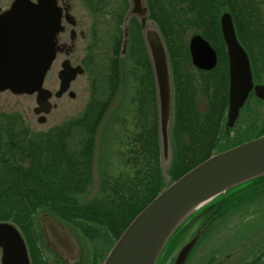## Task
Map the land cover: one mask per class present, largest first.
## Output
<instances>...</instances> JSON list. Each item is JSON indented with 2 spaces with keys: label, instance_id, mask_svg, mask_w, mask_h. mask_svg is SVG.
<instances>
[{
  "label": "trees",
  "instance_id": "trees-1",
  "mask_svg": "<svg viewBox=\"0 0 264 264\" xmlns=\"http://www.w3.org/2000/svg\"><path fill=\"white\" fill-rule=\"evenodd\" d=\"M150 4L153 17L160 22L167 42L170 43L174 69L176 106L172 132L173 159L168 170L171 180L174 181L211 156L213 148H221L217 133L221 131L220 124L224 120L227 107V100H222L214 77L207 80V87L203 86L209 102L208 108L201 113L196 107V87H193L192 82L186 86V60L184 56L176 55L171 47L172 34L175 35L187 22L182 13L187 11L191 19L189 22L196 25L197 30L212 42L218 41L222 45L219 17L224 9L230 10L240 38L251 52L259 79L260 71L263 70L259 65L262 66V61L264 63V0H150ZM179 6L184 7V10L181 11ZM177 36L179 35L177 34L176 38ZM140 49L138 55L142 72L135 97V131L127 135L129 144H132L131 158L136 165L134 173L104 180L107 191L101 190L99 186L98 193L92 199L82 198L93 184L91 160L94 154L91 148L97 144L101 123L122 80L121 59L117 51L111 63V75L108 80L109 97H101L102 93L98 96L95 86L78 117L47 131L37 132L28 124L17 129L16 125L22 120L18 114H0V117L5 119L4 123L0 124V134L7 135V147L3 149L4 146L0 145V209H6L7 212L0 213V220H11L10 218L14 217V222L27 231L20 221L32 219L30 224H33L32 216L38 209H43L51 212L62 223L83 231L86 236L88 233L91 235L87 228L91 225L90 220H96L104 224L110 231V236L116 237L115 242L133 217L165 187L155 78L146 47L143 45ZM188 100H192V103ZM254 127L258 130L252 137L264 133V125ZM237 143L235 141L233 145ZM253 186H264V176L236 188L235 192L240 193L238 197L244 199L246 195L242 190H253ZM100 190L103 191L102 194H99ZM232 194L230 192L216 200H223V204L229 205L234 201ZM216 211V208H212L205 213L214 217L218 215ZM184 231L185 226H182L176 232V239H173L159 264L172 252L174 241L179 239ZM260 256L252 263L260 261ZM33 258L37 259V256ZM261 262L262 260L259 264Z\"/></svg>",
  "mask_w": 264,
  "mask_h": 264
},
{
  "label": "water",
  "instance_id": "water-1",
  "mask_svg": "<svg viewBox=\"0 0 264 264\" xmlns=\"http://www.w3.org/2000/svg\"><path fill=\"white\" fill-rule=\"evenodd\" d=\"M128 16H137L153 65L158 99V130L164 175L172 160V132L175 99L169 53L158 26L149 19L145 0H130ZM70 17V16H68ZM127 21V19H126ZM222 36L229 61V107L227 125L233 126L249 94L255 91L264 99V85L255 84L249 54L240 42L230 11L221 14ZM62 8L57 0H12L0 11V91L36 94L37 114L52 109L53 93L44 86L45 78L59 51L58 34L62 30ZM129 31L125 33L127 36ZM127 39L124 40L123 53ZM195 66L213 69L218 54L201 35L190 42ZM60 72L61 84L56 96L69 90L71 81L84 72L81 65L66 66ZM71 96H75L73 91ZM41 122L46 120L42 115ZM264 176V135L254 137L230 149L212 155L169 183L129 224L103 264H157L176 231L192 214L219 196H225L245 183ZM212 205L209 206L211 208ZM40 223L46 243L67 263L81 255V246L72 229L49 212ZM205 226L180 249L174 264H185ZM0 246L7 264H30L26 242L11 222H0Z\"/></svg>",
  "mask_w": 264,
  "mask_h": 264
},
{
  "label": "rangeland",
  "instance_id": "rangeland-1",
  "mask_svg": "<svg viewBox=\"0 0 264 264\" xmlns=\"http://www.w3.org/2000/svg\"><path fill=\"white\" fill-rule=\"evenodd\" d=\"M74 1L73 10L80 18V21L82 20L80 25L87 33L86 39L80 40L75 57L76 60L84 58V62L87 63L86 67L90 69L87 68V71L79 75L73 83L72 88L76 92V97L71 98L66 95L62 98L55 99L54 102H56L57 106L51 109L46 120L41 122L38 115L33 112V108L36 105L34 95H18L11 91H3L0 92V114L19 111L23 114L25 120L23 122L19 120L16 125L18 126L17 129H20L21 125L27 123L37 132L47 131L56 125L66 123L72 117L78 116L84 110L86 103L90 99V95L94 90V83H96L98 96L102 93V95H100L101 97H109L110 84L108 80L111 75V63L117 51L120 53L123 49V39H127L126 49H128V52L122 54L124 58V66L122 68L124 82L112 102L109 114H107L101 125V134L97 141V146L101 148L104 155L103 163L106 164L107 168L103 170L100 169V171L96 170L90 190L82 196V198L87 200L96 196L99 186H101V190H108L106 184L103 182L104 180H113L121 174H133L136 169V165L131 158L133 154L130 152L132 144H129L126 135L135 131L134 121L137 111V100H135V97L139 87V76L142 72L141 60L138 53L140 54V47L142 48L143 46V40L141 35L142 30L139 25L129 21L124 26L122 20L124 14L119 17L122 6L126 5L125 8L127 7L126 0ZM10 4L11 0H0V8L5 9ZM179 8L181 11L184 10L182 6H179ZM182 14L187 18V22L183 30L179 32V37L181 39L183 37L185 39H183V41L187 40L186 43L188 44L187 38H189L192 33L201 32L197 30L198 28L196 25L189 22L191 19L187 11ZM192 18H194L193 15ZM123 28H125V33L129 31L128 35L124 37L122 36ZM180 38H178V42L182 44L183 41ZM90 44H92L90 55L87 57V48ZM183 46H185L184 43ZM117 48L118 50H116ZM57 65L56 61L45 82V85L52 89L58 86ZM259 67L261 70L263 68V70L260 71V75H264L263 61L262 66L259 65ZM91 70L92 72L94 71L92 76L90 74ZM198 90L195 104L202 113L208 108L209 102L207 95L203 91V87L199 85ZM187 96L189 97L190 95ZM188 101L192 103V100ZM259 106L261 109L259 113H264V103ZM250 117H252V115H250ZM4 120V117H0V124L4 123ZM224 132L225 129L222 134ZM6 139V134H0V145L2 144V146H4L3 149L7 147ZM224 139L225 136L223 134L221 142ZM0 149H2L1 146ZM254 187L255 186H253L252 189ZM101 190L99 194L103 193ZM260 193L262 195H252L250 198L249 196H245L244 200L246 202L242 203V205L237 204L238 206L235 207V209H232V207L236 204L230 203L229 205L233 206L229 211L226 210L221 212L220 215L218 214V218L212 220L214 222L211 227L207 231H203L202 236L197 242V244H199L196 245L199 246V248L190 256L188 264H259L261 260L262 262L260 264H264V191ZM5 212H7L6 209H0L1 214ZM38 220L39 217L35 219L36 222ZM90 224L91 225L87 226V228L91 235L86 230L88 233L87 236L91 240V247H93L92 254L94 253L97 259L99 258L97 261L100 264V262H102L101 258L110 252L111 242L113 243L116 237L113 238L110 236V231L104 224L98 223V221L95 220H90ZM189 225V228L184 231L181 237L174 241L172 252L166 256L162 264H173L174 257L182 243L191 238V236L202 227L201 223L198 221ZM209 225L208 223L207 227ZM97 230H100L105 235L100 236ZM34 236L38 244L36 246L38 261L36 260L35 262L38 264H50L48 263L50 257L45 254L41 235L35 231ZM173 239L176 238L173 237L171 239L166 250H168ZM260 254H262V256H260ZM259 256L261 257L260 261L257 260L255 263H252V261L256 260Z\"/></svg>",
  "mask_w": 264,
  "mask_h": 264
},
{
  "label": "flooded vegetation",
  "instance_id": "flooded-vegetation-1",
  "mask_svg": "<svg viewBox=\"0 0 264 264\" xmlns=\"http://www.w3.org/2000/svg\"><path fill=\"white\" fill-rule=\"evenodd\" d=\"M93 1V0H92ZM58 4L61 6L62 10H63V19H62V24H63V29L61 30L59 36H58V44H59V53L57 56V72L59 74V71L61 72L62 70H64V64H66L67 62H69L66 66H76V65H82L85 69H86V65L84 62V58H81L79 60H76L75 57V53L76 50L79 47V42L80 40H84L86 39L87 33L82 29L80 23V18L77 16V14L74 12L73 8H74V0H57ZM94 3V2H93ZM77 5V3H76ZM86 5V4H85ZM87 6V5H86ZM124 5L122 8V10L125 9ZM96 7V6H94ZM69 14H71L72 16L69 18ZM132 20L131 23L133 24H137V19L136 16H131ZM248 35V34H247ZM214 43V47L217 49L218 52V64H217V69H213L211 71H205V70H201L199 68H195V66L192 63V59H191V54H190V42L188 41V44H186L185 46H183L180 43H176V42H171V47L173 49V51H175L174 53L176 55H182L184 56V59L186 60V66H187V73H186V77L187 79V83L186 86L188 87V84L190 82L193 83V87H196V96H198V86L200 85L201 87L206 86L207 87V80L210 78H216V82L218 84V90L220 92L221 98L223 101L227 100V107H226V112H225V116L227 118V109H228V91H229V64H228V58H227V52H225L226 50H224V47H222L220 42H213ZM243 45L246 47L247 49V45L246 43ZM183 46V48H182ZM170 50V48H169ZM249 50V49H248ZM247 50V51H248ZM249 56L251 58V64L252 66L254 65L252 62V56L250 54V51L248 52ZM188 56L190 57V60L188 61ZM55 65V63H53ZM181 65V63L179 64ZM193 65V66H191ZM185 66V65H184ZM254 72V71H253ZM253 78H254V82L257 83V79L255 77V74H253ZM263 79V77H262ZM264 80L259 81L258 83H263ZM75 82V81H74ZM175 82V81H174ZM73 84V82H72ZM59 87V79H58V86L56 89H58ZM72 88V86H71ZM70 93H64L60 98L69 95ZM196 96L195 98V102H196ZM250 97H253V99L257 100L258 98L255 96L254 92H251ZM258 101V100H257ZM263 104L262 102L257 103L258 104ZM259 104V105H260ZM255 104H251L250 102L247 101V103L245 104V107L241 110L239 117L237 118L235 124L232 126L231 129H226L225 128V132L223 133L225 138L229 139L232 138V141H230L232 144L236 141V142H240L241 134L236 136V138L233 139L234 137V130L235 127L240 129L245 135V137H249L251 136V133L255 134L257 130H255L254 125L260 124L257 120L251 119L252 117H250L251 114H256L257 113V107H255ZM252 127V128H250ZM252 130V131H251ZM226 147L221 146V149H224ZM19 228L22 230V228L19 226ZM79 243H81V241L78 239ZM28 240H27V244H28ZM81 247H82V243H81ZM84 250V247H82ZM44 249L46 250L47 255H49L50 260H51V264H91V260H90V256L93 255L92 251H85L81 255L79 258H77L76 260H73L69 263H67L60 255H57L56 253H54L52 250L48 249L47 246L44 247ZM3 249L0 246V264H4L3 263ZM35 258H33L32 256H30V264H37V262H35Z\"/></svg>",
  "mask_w": 264,
  "mask_h": 264
},
{
  "label": "bare ground",
  "instance_id": "bare-ground-1",
  "mask_svg": "<svg viewBox=\"0 0 264 264\" xmlns=\"http://www.w3.org/2000/svg\"><path fill=\"white\" fill-rule=\"evenodd\" d=\"M164 32V30L162 29V33ZM177 43H181V42H177ZM245 44V43H244ZM244 46V45H243ZM244 48H245V50L247 51L248 50V47H247V49H246V47L244 46ZM249 52V50L247 51V53ZM249 54V53H248ZM247 101L248 102H250L251 104H255L256 105V107L258 108L257 110V113L251 118V119H254V120H257L260 124V127H262L263 125H264V113L262 112L261 114L259 113V111L261 110L260 109V106L259 105H257V103H258V101L257 100H255V99H253V97H248V99H247ZM247 103V102H246ZM226 118H224V120H223V122L220 124V130L221 131H223L224 129H225V127H226ZM103 122L104 121H102V123H101V125L103 124ZM250 128H252V127H250ZM221 131H220V133H221ZM235 132H234V137H233V139L234 138H236V136H238V135H240L241 134V139H240V144L241 143H243V142H245V141H248V140H250V139H252L253 137H250V138H247V137H245L244 135V133L240 130V129H238V128H236L235 127V130H234ZM220 133H217V137H218V139H219V141H220V145L221 146H223V147H226V148H232V147H234V145L230 142V141H232V138H230V141H229V139H227V138H225L222 142H221V139L223 138V136L220 134ZM126 137H127V135H126ZM215 143H216V141H215ZM91 150H92V153L94 154L93 156H92V160H91V162H92V167H93V171H92V176L94 177V175H95V173H96V170H99L100 171V169L101 170H103L104 168H107V166H106V164H104L103 163V158H104V155H103V153H102V150H101V148H99V146H97V144L96 145H94V147H92L91 148ZM220 152H222L218 147L217 148H213V154L212 155H215V154H218V153H220ZM98 168V169H97ZM185 174V173H184ZM183 174V175H184ZM183 175H181L180 177H182ZM180 177H178V178H176L175 179V181H177ZM257 187V188H256ZM165 189V187H163L161 190H160V192H162L163 190ZM262 191H264V186H255L254 188H253V190H251V188H248V189H245V190H242V192H244V194L246 195V197L247 196H249V198H250V196H256V195H262L260 192H262ZM230 192H232L233 194L231 195L232 197H233V200H234V204H236V205H228V204H223V200H220V201H218V200H213L212 202H211V204L210 205H212V207L211 208H216V210L217 211H219L220 213L221 212H224V211H226V210H230V208L232 207V209H235V207H237L239 204H241L242 205V203H244V202H246L243 198H239L238 197V194H240V193H236L235 192V190H234V188L233 189H231V191ZM241 195V194H240ZM248 198V199H249ZM240 201V202H239ZM149 204V203H148ZM147 204V205H148ZM238 204V205H237ZM147 205L144 207V208H146L147 207ZM143 208V209H144ZM142 209V210H143ZM141 210V211H142ZM140 211V212H141ZM216 211V213H218L219 215H220V213L219 212H217ZM47 212V210H43V209H38L35 213H34V216H33V220H34V223L33 224H30V221H32V219L31 220H28V219H22L20 222L24 225V227L26 228V230L27 231H25L24 229H22V232H21V234H22V236L24 237V240H25V242H26V248H27V252H28V255H29V257L30 256H32V257H36V256H38V252H37V250H36V246L38 245L37 243H36V238H35V236H34V232L35 231H37L42 237L44 236V233H43V230L40 228V227H38L37 225H36V221H35V219L37 218V217H40V216H42V214H44V213H46ZM139 212V213H140ZM139 213L137 214V215H135V217H133V219L131 220V222H133L136 218H137V216L139 215ZM36 217V218H35ZM213 215L211 216V215H209V214H206V213H202L201 215H200V217H199V222L201 223V226L203 227V226H206L208 223L210 224V225H212L213 224V222L214 221H212V220H214V219H216V218H218L217 217V215L216 216H214L213 218ZM220 217V216H219ZM11 219V221H15V218L14 217H12V218H10ZM24 223H23V222ZM96 221V220H95ZM27 224H26V223ZM130 222V223H131ZM129 223V224H130ZM128 224V225H129ZM98 225V224H97ZM215 225V224H214ZM99 226V225H98ZM127 228V227H126ZM73 233L74 234H78L77 236H81V237H84V238H87V236H86V234L84 235V233H83V231L81 232L79 229H77V228H75V227H73ZM83 233V234H82ZM97 233L100 235V236H104L105 234L103 233V232H101L100 230H97ZM176 234V233H175ZM175 234H174V236H175ZM195 234H193L192 235V237L194 236ZM76 236V237H77ZM173 236V237H174ZM30 237V238H29ZM172 237V238H173ZM29 238V239H28ZM171 238V239H172ZM88 239V238H87ZM27 240H28V244H27ZM115 244V242L114 243H112L111 242V246H113ZM199 244V243H198ZM197 244V245H198ZM197 248H199V246H194L193 248H192V254L194 253V251L197 249ZM91 249L93 250V247H91ZM44 250V249H43ZM45 254H46V250H45ZM106 258H107V255L106 256H103L101 259H102V262H100V264H103L104 262H105V260H106ZM99 259V258H98ZM97 258H96V256L94 255V253H93V255H91L90 256V260H91V264H99V262L97 261L98 260ZM189 260H190V258H189ZM3 263L4 264H7V262L5 261V260H3ZM48 263H50L51 264V260H49V262Z\"/></svg>",
  "mask_w": 264,
  "mask_h": 264
}]
</instances>
